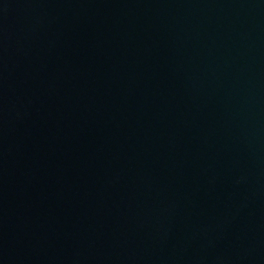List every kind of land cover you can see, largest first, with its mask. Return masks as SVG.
Instances as JSON below:
<instances>
[{"label":"water","instance_id":"obj_1","mask_svg":"<svg viewBox=\"0 0 264 264\" xmlns=\"http://www.w3.org/2000/svg\"><path fill=\"white\" fill-rule=\"evenodd\" d=\"M0 264H264V0H0Z\"/></svg>","mask_w":264,"mask_h":264}]
</instances>
